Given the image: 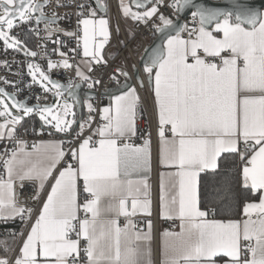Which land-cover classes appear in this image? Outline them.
<instances>
[{
    "label": "snow or ice",
    "instance_id": "obj_1",
    "mask_svg": "<svg viewBox=\"0 0 264 264\" xmlns=\"http://www.w3.org/2000/svg\"><path fill=\"white\" fill-rule=\"evenodd\" d=\"M225 2L119 0L131 22L120 46L128 48L141 26L154 39L133 46L138 59L116 63L103 93L109 103L97 107L90 97L81 102L77 90L100 85L98 67L118 55L104 53L112 35L107 0H0L5 53L23 54L31 78L25 87L43 93L21 99L17 81L0 77V220L21 224L0 234V264H153L154 242L159 264H264V10ZM188 9L192 22L181 24ZM72 14L74 31L58 26ZM17 29L42 41L41 51ZM61 36L76 47L62 51ZM3 67L11 70L7 61ZM59 68L74 79H52ZM13 75L23 81V71ZM146 89L155 139L137 123ZM81 105L86 118L77 115ZM36 117L39 130L29 124ZM29 128L62 138L29 144ZM229 158L235 174H221ZM154 169L158 215L172 222L155 237ZM26 182L36 208L22 198ZM138 214L146 219L138 222Z\"/></svg>",
    "mask_w": 264,
    "mask_h": 264
},
{
    "label": "built area",
    "instance_id": "obj_2",
    "mask_svg": "<svg viewBox=\"0 0 264 264\" xmlns=\"http://www.w3.org/2000/svg\"><path fill=\"white\" fill-rule=\"evenodd\" d=\"M68 3H71L72 0H67ZM108 3V11H107V18L111 22V29H112V35L110 37V42L105 46L104 53L105 55H108L109 53L117 54L116 59L114 61H110V66L107 68L98 67L97 72L95 73V78H101L102 83L100 85H97L93 89H88L87 84H82L84 90H92L94 91V97L91 99L94 106L97 107H104L109 102V98L106 94H103L105 91V88L109 86V80L108 75L111 73L112 69L116 66V63L123 59L125 55L131 56L132 60L138 59V54H133V46L135 44H142L143 46H148V44L153 39V34L149 29L144 28L143 26L140 27V30L136 34V38L134 41H126L129 43L128 48H122L119 44V41L125 40V32L129 27V24H126L122 18L119 16V4L118 0H107ZM57 11L63 15L64 13H74V8H59ZM173 19L176 17L173 16ZM182 24L189 23L191 24L192 19L191 15L189 14L186 18L182 19ZM117 24H119L120 27V33L119 35L116 34V28ZM59 27L67 30V31H74L76 29V15L72 14L70 18L68 19H62L58 25ZM52 27H57V25H53ZM41 29V35H44V25H40ZM16 34H18L21 39L29 40V47L32 50L41 51L37 47V44L42 43L39 39L36 37H29L28 33L21 32L19 29H17ZM64 44L67 45V47L62 48V51L68 52L70 48L76 47V41L74 39L63 37L61 36ZM52 47L53 45L49 43L48 45V53L51 56V59L53 61L59 60L60 58L55 55H51L52 53ZM133 50V51H130ZM140 51H143V48L140 49ZM71 55V54H70ZM25 57L23 54H17L13 50L9 49L7 50V53H5V50L3 48L2 42H0V77H7L10 81H17L19 86L23 88V92L20 94V98L23 99L25 96H36L41 95L43 96L42 90L38 85H32L31 90L29 88L25 87V85L31 83V78L27 75V69L26 67H22L23 62L25 61ZM7 61L9 65L11 66V70L3 67V62ZM15 61V63H14ZM33 62L40 63L42 67L46 69L47 61L46 59L42 60L40 57H37ZM71 62V61H70ZM77 62H79V58L77 59ZM23 71L24 77L23 81L21 82V78L17 75H13V73H17ZM52 79L58 80L63 83H67L70 79H74V73L71 71H66L62 68L54 69L51 72ZM8 91H12V88H9ZM143 110L140 114H138L137 117V123L140 129V133H145L147 131L153 132V138H155V115L153 112L152 107V101L150 98V94L148 90L146 89L143 93ZM51 97L49 98V102H51ZM32 103H35L33 100ZM96 119L98 120L99 117L97 116ZM23 131V130H21ZM47 133L44 132L41 136H34L31 134V128H29V134L25 136L24 138L28 141L29 144H31L35 140L45 139L47 138ZM62 138V135L59 136V139ZM134 142L137 144L142 143L141 139H134ZM2 150V148H0ZM21 191L22 198L27 199L29 201V205L36 208L37 202H32V195L34 192L33 185L29 182L25 183V186ZM168 226L172 225V222L167 223ZM0 231L5 232V223L0 222Z\"/></svg>",
    "mask_w": 264,
    "mask_h": 264
},
{
    "label": "crops",
    "instance_id": "obj_3",
    "mask_svg": "<svg viewBox=\"0 0 264 264\" xmlns=\"http://www.w3.org/2000/svg\"><path fill=\"white\" fill-rule=\"evenodd\" d=\"M118 4H119V0H118ZM119 6V5H118ZM263 10H264V8H263ZM119 14V16L122 18V16L120 15V13H118ZM102 15V14H101ZM122 20L124 21V19L122 18ZM129 23H131V22H129ZM85 99H87L86 98V95L84 96V100ZM91 103H92V101H90ZM109 103V102H108ZM108 103L106 104V105H104V106H107L108 105ZM87 110H86V108H85V115H84V117L86 118L87 117ZM78 115V117H79V114H77ZM29 124H32V125H34L35 126V128L37 129V130H39V128H40V123L36 120V119H34L33 121H29ZM46 133H47V131H45ZM47 135H48V133H47ZM59 136H61V134H57V136H55V137H51V136H47V138H45V139H43V140H50V139H59ZM155 139V138H154ZM158 196H159V190H158V173L156 172V170L154 169V171H153V179H152V201H153V203H152V216H151V220H152V222H153V226H154V230H153V235H154V237L159 233V232H162L164 229H166V228H170L171 226H168L167 225V223L168 222H171V221H168V222H165L164 220H162L160 217H159V215H158ZM32 202H34L35 203V201H33L32 200ZM134 219L135 220H137L138 222L139 221H141V220H144V219H146L143 215H141V214H138L136 217H134ZM0 222H3V223H5V232L4 233H6L8 230H11L12 229V227H10V226H8V225H10V224H13V223H15V222H19L20 223V221L19 220H16L15 222H13V221H11V220H9V221H2V220H0ZM176 224H177V228H176V230L178 231L179 230V228H178V225H179V221H177L176 222ZM6 225H7V227H6ZM141 227H145V225H143V224H141ZM20 228H21V224H20V227H19V230H20ZM18 230V231H19ZM0 234H3V232H1L0 231ZM153 247H154V255H153V264H159V260H160V257H159V254H158V252H156L155 251V249H156V242H154V245H153Z\"/></svg>",
    "mask_w": 264,
    "mask_h": 264
},
{
    "label": "water",
    "instance_id": "obj_4",
    "mask_svg": "<svg viewBox=\"0 0 264 264\" xmlns=\"http://www.w3.org/2000/svg\"><path fill=\"white\" fill-rule=\"evenodd\" d=\"M197 2L203 4L204 6H207V7H227L228 6L226 4L225 0H197ZM247 3L251 7L256 8V9L263 10V8H264V0H247ZM191 11H192V9H188L186 11V13L181 17V19H180V23L181 24L183 22L182 19L186 18L191 13ZM152 40H151V42H152ZM77 95L79 96L81 102H83L85 95H86V98L90 97L92 99L94 97V91H92V90H84L83 89V85H81V87L77 90ZM51 102H54V101H51ZM76 111H77V114H79V117L80 116L84 117L85 108L82 105L80 107H78L76 109ZM34 119H36L39 122L38 117H36Z\"/></svg>",
    "mask_w": 264,
    "mask_h": 264
},
{
    "label": "trees",
    "instance_id": "obj_5",
    "mask_svg": "<svg viewBox=\"0 0 264 264\" xmlns=\"http://www.w3.org/2000/svg\"><path fill=\"white\" fill-rule=\"evenodd\" d=\"M153 39H154V37H153ZM221 163H222V165H224V164L227 165V167H222L221 168V174H223L225 171L230 173L231 175L235 174L236 169H235V167H234V165L232 163L231 158H229L227 161H221ZM201 175L204 176L205 174L202 173ZM202 187H203V185H202ZM217 218H221V216L218 215ZM8 226L12 227L11 230L15 229V230L18 231L19 227H20V223L19 222H15V223L10 224ZM6 227H7V225H6Z\"/></svg>",
    "mask_w": 264,
    "mask_h": 264
},
{
    "label": "rangeland",
    "instance_id": "obj_6",
    "mask_svg": "<svg viewBox=\"0 0 264 264\" xmlns=\"http://www.w3.org/2000/svg\"><path fill=\"white\" fill-rule=\"evenodd\" d=\"M87 110V109H86Z\"/></svg>",
    "mask_w": 264,
    "mask_h": 264
}]
</instances>
